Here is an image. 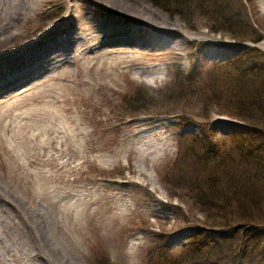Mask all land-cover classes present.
<instances>
[{
	"label": "rangeland",
	"instance_id": "1",
	"mask_svg": "<svg viewBox=\"0 0 264 264\" xmlns=\"http://www.w3.org/2000/svg\"><path fill=\"white\" fill-rule=\"evenodd\" d=\"M49 1L52 3L43 6L44 11L56 9V2L61 0ZM139 1L160 11L167 25L190 39L180 48L165 52L161 61L152 62L162 71V80L149 85L141 78L134 79L136 69L129 80L122 81L118 93L106 94L108 104H79L86 135L77 143L83 152L73 148L68 156L72 167L59 170L57 183L66 201L77 204L78 209L88 207L90 213L74 218L80 222V230L70 234L78 244L75 264L194 263V257L187 259L184 249L200 230H219L221 215L229 220L231 212L220 214L215 208L207 211L196 204L197 196L208 199L209 185H200L203 190L199 191L195 188L194 177L200 166L196 168L198 163L193 158L199 160L202 154L198 149L196 154L188 150V143L193 136L211 130L213 142L219 141L229 150L228 135L247 128L230 116L235 113L233 104L243 100L239 88L253 86L256 94L258 85L257 95L261 93L264 98V18L257 8L259 0H243L248 24L236 25L238 37L234 39L224 31L211 32L205 18L195 15L185 20L149 0ZM40 23L35 19L27 32ZM257 38L259 41L252 43ZM251 49L254 51L247 54ZM249 64L261 71L262 81L258 74L250 76ZM132 121L142 123L125 126ZM159 144L163 149L158 150L156 164L143 167L144 148L152 151ZM138 167L143 175L133 172ZM206 173L205 178L198 174L199 181H209L212 172ZM129 179L140 185L126 183ZM261 217L264 223V213ZM228 220L221 224L227 225ZM234 228L238 234L219 242L218 250L205 249L195 257L208 259V264H264V227L252 230L236 224ZM254 237L255 246H246L245 242Z\"/></svg>",
	"mask_w": 264,
	"mask_h": 264
},
{
	"label": "bare ground",
	"instance_id": "2",
	"mask_svg": "<svg viewBox=\"0 0 264 264\" xmlns=\"http://www.w3.org/2000/svg\"><path fill=\"white\" fill-rule=\"evenodd\" d=\"M49 3L0 0V264L77 262L70 234L89 209L66 201L57 183L73 148L83 152L79 104H108L136 69L134 79L162 80L152 62L190 39L139 0H61L44 11ZM251 6L264 18V0ZM160 146L144 148L143 167L156 164Z\"/></svg>",
	"mask_w": 264,
	"mask_h": 264
},
{
	"label": "trees",
	"instance_id": "3",
	"mask_svg": "<svg viewBox=\"0 0 264 264\" xmlns=\"http://www.w3.org/2000/svg\"><path fill=\"white\" fill-rule=\"evenodd\" d=\"M149 1L157 7L159 6L164 12L176 14L185 20L188 16L195 15L205 18L206 21L210 22L209 27L211 32L224 31L232 35L233 39L238 37L235 29L236 25L238 27L240 24H248V20L245 18L244 10L242 9L243 0ZM239 38L241 39V37ZM258 41V38L256 40L252 39V43L256 44ZM247 51L248 54L254 50ZM244 55L243 53V57ZM252 60L250 58V62L254 64ZM252 64H249L250 67L247 71L250 76L255 74L257 76L261 71H258L256 66ZM258 75V78L261 80L262 77L260 74ZM252 87L244 89L243 86L239 88L238 92L243 100L237 104H233L231 107L234 108L235 113L229 115L243 122L247 128L244 132L228 135L230 141L229 150L222 148V143L219 141L213 142L215 138L211 130L204 131V133L196 137L193 136L192 140L188 143L190 144L188 150L196 154L194 150L198 149L202 154L199 160H197L199 157L193 158L196 160V164L198 163L196 168L200 166L197 169V173L199 175L204 174L205 178V175H207L206 170L212 172L207 178L208 182L199 181L200 176L198 174L194 177V180H196L195 184L197 185L195 188L197 187L198 191L203 190L200 185L206 187L207 183L209 185L206 188L208 199H198L197 196L196 204L207 211L215 208L220 214L221 212L227 213V210L231 212L229 220L226 215H221L220 217L221 222L228 220L227 225L219 222V230H200L193 237L190 246L184 249L186 250L185 253L189 255L187 259L190 258L191 260L194 257V263L188 264H208L210 262L208 259L204 257L197 258L195 255L205 249L218 250L220 248L219 242H223L232 235L238 234V232L234 231V225L236 224L240 225V227L251 228L252 230L264 227V223L261 220V215L264 213V98L261 97V93L257 95L259 90L258 85L256 94L253 92ZM134 97H137V94ZM231 208H234L235 211L231 210ZM260 212L261 214H259ZM234 214H237L239 217H235ZM230 221L233 222L231 225ZM232 224L234 225L232 226ZM253 234L256 236L258 233L254 232ZM255 239L254 237V239L246 241V246H249V244L255 246Z\"/></svg>",
	"mask_w": 264,
	"mask_h": 264
}]
</instances>
